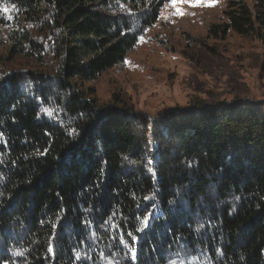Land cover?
<instances>
[{
  "label": "trees",
  "instance_id": "trees-1",
  "mask_svg": "<svg viewBox=\"0 0 264 264\" xmlns=\"http://www.w3.org/2000/svg\"><path fill=\"white\" fill-rule=\"evenodd\" d=\"M169 1L0 0L12 58L40 65L0 73V264H264V103L152 119L83 85ZM225 12L213 37L264 44V0Z\"/></svg>",
  "mask_w": 264,
  "mask_h": 264
},
{
  "label": "rangeland",
  "instance_id": "rangeland-1",
  "mask_svg": "<svg viewBox=\"0 0 264 264\" xmlns=\"http://www.w3.org/2000/svg\"><path fill=\"white\" fill-rule=\"evenodd\" d=\"M229 1L195 0L199 6L193 7L185 0L180 5L183 14L169 1L125 62L84 87L95 90L92 96L101 105L119 99L152 119L187 106L211 109L219 102L237 100L264 103L261 40L256 34L230 31L215 38L210 33L211 26L227 21ZM243 1L253 7L255 0ZM5 35L0 27V73L39 68L24 56L12 58Z\"/></svg>",
  "mask_w": 264,
  "mask_h": 264
},
{
  "label": "snow or ice",
  "instance_id": "snow-or-ice-1",
  "mask_svg": "<svg viewBox=\"0 0 264 264\" xmlns=\"http://www.w3.org/2000/svg\"><path fill=\"white\" fill-rule=\"evenodd\" d=\"M185 2V0H172V5L173 7L178 9V14H183L182 9L180 8V5ZM188 2L191 3V6L195 7V6H199L197 3H195V0H188ZM8 9L5 8V11H7Z\"/></svg>",
  "mask_w": 264,
  "mask_h": 264
}]
</instances>
